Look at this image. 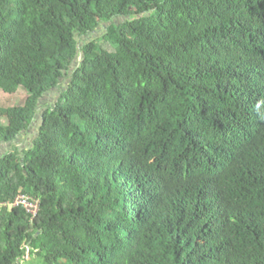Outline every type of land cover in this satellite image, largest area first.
<instances>
[{"label":"trees","instance_id":"16d2710c","mask_svg":"<svg viewBox=\"0 0 264 264\" xmlns=\"http://www.w3.org/2000/svg\"><path fill=\"white\" fill-rule=\"evenodd\" d=\"M21 87L0 264H264V0H0V90Z\"/></svg>","mask_w":264,"mask_h":264},{"label":"rangeland","instance_id":"374dc122","mask_svg":"<svg viewBox=\"0 0 264 264\" xmlns=\"http://www.w3.org/2000/svg\"><path fill=\"white\" fill-rule=\"evenodd\" d=\"M102 27H98L96 30L93 31V33L90 34L89 39H97L102 34ZM77 40L80 44H83L85 41H87L86 36H79L77 35ZM64 82V81H63ZM59 90H52L50 93L45 97V99L42 101V107H47L49 105H52L58 98ZM26 91L24 88H20L17 93L15 94H8L4 91L0 90V106L8 108V107H14V106H20L23 105L25 102L26 97ZM43 108V109H44ZM42 110V109H41ZM42 112V111H41ZM41 116L39 113V117L36 118V121H33L31 124L30 130L25 132V136L23 140L20 142L18 149L25 150L27 149L33 142L36 132H38V128L40 125ZM18 146V145H17ZM14 148H9V151H12ZM19 264H42V262L36 258V257H29L28 254L24 259L19 261Z\"/></svg>","mask_w":264,"mask_h":264},{"label":"built area","instance_id":"2783aa9c","mask_svg":"<svg viewBox=\"0 0 264 264\" xmlns=\"http://www.w3.org/2000/svg\"><path fill=\"white\" fill-rule=\"evenodd\" d=\"M14 205L22 206L28 214L35 216L40 208V200L29 195L22 194L16 198L12 206Z\"/></svg>","mask_w":264,"mask_h":264},{"label":"crops","instance_id":"0c3cea01","mask_svg":"<svg viewBox=\"0 0 264 264\" xmlns=\"http://www.w3.org/2000/svg\"><path fill=\"white\" fill-rule=\"evenodd\" d=\"M3 123H7L6 119H3ZM24 136H25V132H23V134L21 135L19 140L16 142V147H19V144L23 140ZM9 148H13V145L12 144L0 143V156L10 152Z\"/></svg>","mask_w":264,"mask_h":264},{"label":"water","instance_id":"95a60500","mask_svg":"<svg viewBox=\"0 0 264 264\" xmlns=\"http://www.w3.org/2000/svg\"><path fill=\"white\" fill-rule=\"evenodd\" d=\"M107 25H105V27H106ZM77 61L79 60V58L78 59H76ZM77 61H75V63L73 64V67H75V66H77ZM41 102V101H40ZM39 106H40V103H39ZM42 115V112L40 113V116ZM39 116H36V118H38Z\"/></svg>","mask_w":264,"mask_h":264},{"label":"bare ground","instance_id":"6f19581e","mask_svg":"<svg viewBox=\"0 0 264 264\" xmlns=\"http://www.w3.org/2000/svg\"><path fill=\"white\" fill-rule=\"evenodd\" d=\"M79 58V57H78Z\"/></svg>","mask_w":264,"mask_h":264}]
</instances>
